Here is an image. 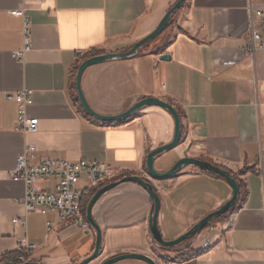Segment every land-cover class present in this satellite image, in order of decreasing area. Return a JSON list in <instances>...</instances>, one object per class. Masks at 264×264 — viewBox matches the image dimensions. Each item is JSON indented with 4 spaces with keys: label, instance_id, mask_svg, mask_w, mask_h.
<instances>
[{
    "label": "crops",
    "instance_id": "obj_1",
    "mask_svg": "<svg viewBox=\"0 0 264 264\" xmlns=\"http://www.w3.org/2000/svg\"><path fill=\"white\" fill-rule=\"evenodd\" d=\"M178 1L0 0V261L21 254L24 240L36 247L24 252L27 262L40 264H80L96 246L91 227H63L56 212L27 214L18 203L25 185L9 174L28 145L37 149L34 164L98 162L115 173L107 185L131 176L149 181L160 196L158 227L166 241L177 240L231 200L224 178L195 166L165 180L150 177L148 155L175 137L168 111L148 107L113 125L90 117L77 101L78 69L89 57L129 51ZM258 11L264 12V0H186L164 33L136 57L85 71L82 90L96 113L120 115L146 98L166 101L179 112L181 142L157 157L158 172L193 158L230 172L240 185L233 209L183 243L186 256L201 251L188 261L174 260L179 253L154 241L148 192L135 183L119 185L94 206L102 250L90 264L126 254L157 264H264V51L251 55L246 48L252 32L264 37ZM24 17L30 20L27 52ZM164 55L170 60L162 61ZM24 89L34 92L28 115L39 119L37 133L17 131L18 105L5 98ZM39 186L52 191L54 185ZM79 188L92 190L85 176ZM16 219L25 224H14Z\"/></svg>",
    "mask_w": 264,
    "mask_h": 264
},
{
    "label": "built area",
    "instance_id": "obj_2",
    "mask_svg": "<svg viewBox=\"0 0 264 264\" xmlns=\"http://www.w3.org/2000/svg\"><path fill=\"white\" fill-rule=\"evenodd\" d=\"M24 1L41 3L43 0ZM15 14L24 16L23 11H17ZM257 16L263 18L264 12L258 11ZM24 39L26 43L24 52H27L30 39V20L27 17H24ZM246 48L251 55L264 51V37L255 31L252 32L246 42ZM21 56L22 53L14 54L16 58ZM5 98L18 105L17 131L24 134L37 133L39 119L28 115V109L34 103V92L29 89L7 92ZM36 153V147L26 146L17 159L15 169L9 174L12 181L22 182L25 185V196L18 203L24 206L27 214L48 215L50 212H56L63 227L89 230L90 224L82 212L85 190L79 188L81 177H86L89 189H96L106 184L115 174L114 171L104 163L91 161L74 163L67 160L43 159L34 164ZM40 184H53V190L41 188ZM13 223L25 224L20 219L14 220ZM51 226V223L47 224L49 232L52 230ZM35 249V246L29 245L25 240L18 248L20 253ZM26 262V258L21 257L17 261L1 260L0 264H24Z\"/></svg>",
    "mask_w": 264,
    "mask_h": 264
},
{
    "label": "water",
    "instance_id": "obj_3",
    "mask_svg": "<svg viewBox=\"0 0 264 264\" xmlns=\"http://www.w3.org/2000/svg\"><path fill=\"white\" fill-rule=\"evenodd\" d=\"M186 0H179L166 14L164 19L161 21L160 25L157 27V29L144 38L143 40L139 41L137 44H135L129 51L125 53H112V54H106L102 56H97L93 57L91 59H88L85 61L78 69L77 77H76V91L78 94V98L80 101V104L85 111L90 117L103 121V122H120V121H126L133 117L135 114L140 112L141 110L148 108V107H159L161 109H164L168 111L174 118L175 120V137L172 143L162 146L154 151H152L147 158V171L148 174L150 175L151 178L156 179V180H165L172 178L176 176L184 167L188 166H195L203 171H207L209 173H213L215 175H218L222 178H224L230 187L232 188L233 191V196L230 201H228L221 209L218 211L211 213L207 217H205L203 220H201L197 225H195L189 232L178 238L177 240L174 241H166L163 239L159 227H158V219H159V213H160V207H161V200L160 196L154 189V186L147 181L146 179H143L138 176H131V177H126L123 178L119 181L113 182L111 184H108L98 190L96 194L92 197L90 200L88 206H87V221L90 224V227L95 230L97 234V241H96V246L94 253L82 261L80 264H90L91 262L95 261L98 259L100 256L101 250H102V232L98 224L95 222L93 218V209L96 203L101 199L102 196H104L106 193L114 190L117 188L119 185L124 184V183H135L139 186H141L143 189H145L149 196L151 197L153 201V209L151 213V234L154 238V241L158 244L160 248L163 249H171L174 247H177L186 241H189L191 239H194L197 237L199 234H201L207 227L208 225L216 218H219L221 216H224L227 214L233 207L236 205L239 199L240 195V186L237 181V179L232 176V174L224 169H221L220 167H217L209 162L206 161H201L193 158H185L180 160L172 169L165 173H160L155 169V161L158 156L169 152L175 148H177L181 142L182 139V120L179 112L176 110V108L171 105L170 103L157 99V98H146L140 102H138L136 105H134L132 108H130L128 111L116 115V116H105L101 115L99 113H96L89 105L83 90H82V78L87 69L93 66H97L100 64L107 63L109 61H114V60H126V59H132L138 55V53L149 43L155 41L158 39L165 31L166 27L168 26L170 20L172 17L183 7L184 3ZM162 61H168L170 60V56L164 55L161 57ZM129 259H138V260H143L146 261L149 264H157L152 258L145 256V255H140V254H126V255H120L118 257H114L112 259H109L105 261L102 264H116L118 262L124 261V260H129ZM24 264H40V263H32V262H27Z\"/></svg>",
    "mask_w": 264,
    "mask_h": 264
},
{
    "label": "trees",
    "instance_id": "obj_4",
    "mask_svg": "<svg viewBox=\"0 0 264 264\" xmlns=\"http://www.w3.org/2000/svg\"><path fill=\"white\" fill-rule=\"evenodd\" d=\"M181 10V9H180ZM179 10V11H180ZM178 11V12H179ZM177 12V13H178ZM176 13V14H177ZM176 14L172 17V19L176 16ZM172 19L170 20V22L172 21ZM169 22V24H170ZM168 24V26H169ZM167 26V27H168ZM166 27V29H167ZM165 29V30H166ZM154 42V41H153ZM153 42L149 43L148 45H146L141 51H143L144 49H146L147 47H149ZM95 55H92V57H94ZM92 57H89V58H92ZM77 101L79 102L78 98H77ZM122 122H113L111 124L113 125H118V124H121ZM107 184H104L102 186H100L99 188H96V189H92L88 192H85L84 196H83V199H82V212L84 214V216L86 217L87 215V206L90 202V200L92 199V197L96 194V192L98 190H100L101 188H103L104 186H106ZM240 186V185H239ZM184 244H181L177 247H174V248H171V249H165V250H168L170 252H175V253H179V257L175 258L174 260H180V261H188L194 257H196L198 254L201 253V251H198V252H192L189 256L187 255H184L185 253L184 250L185 248L183 247ZM21 257H25L26 260H27V256L24 254V253H21V254H12V255H9L8 258L11 260V261H17L18 259H20Z\"/></svg>",
    "mask_w": 264,
    "mask_h": 264
}]
</instances>
